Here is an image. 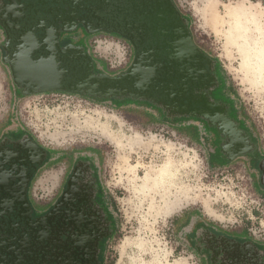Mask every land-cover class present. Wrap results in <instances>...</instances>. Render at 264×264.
I'll return each instance as SVG.
<instances>
[{"label":"rangeland","instance_id":"obj_1","mask_svg":"<svg viewBox=\"0 0 264 264\" xmlns=\"http://www.w3.org/2000/svg\"><path fill=\"white\" fill-rule=\"evenodd\" d=\"M173 1L230 87L242 119L233 112L232 127L243 132L247 147L234 149L213 126L145 104L118 106L111 98L67 91L21 92L3 60L1 28L0 143L19 139L40 151L26 192L35 215L53 207L69 211L81 190L98 196L102 264H264V71L254 74L244 63L250 45L241 36L245 26L256 35L258 19L264 49V0ZM232 5L244 10L240 26ZM81 34L80 45L97 67L112 76L127 70L131 51L124 40ZM184 211L192 221L175 223ZM212 232L223 236L217 241ZM219 247L228 262L217 256ZM11 251L17 263L21 257V264H34L32 248Z\"/></svg>","mask_w":264,"mask_h":264},{"label":"flooded vegetation","instance_id":"obj_2","mask_svg":"<svg viewBox=\"0 0 264 264\" xmlns=\"http://www.w3.org/2000/svg\"><path fill=\"white\" fill-rule=\"evenodd\" d=\"M100 2L92 0L89 5L85 0H0V28L4 35L1 51L16 89L29 92L35 88L22 77L15 79L14 66L20 52L28 51L31 60L50 54L57 63L55 70L61 72L55 80L60 88L51 91L111 98L115 105L126 104L125 107L145 104L165 115L213 126L220 135L217 137L226 142L242 136L243 132L230 128L234 110L229 105L230 96L221 89L216 60L194 40L186 17L173 0ZM70 30L75 31L71 39L67 37ZM83 31L105 32L124 40L131 51L127 70L108 81L98 79L95 63L80 45ZM132 66L146 72L144 87L136 88L133 77L124 78ZM108 87L117 93L104 95ZM21 142L5 139L0 143L2 264H21V257L18 263L11 258V250L21 251L23 247L35 250L34 264H102L104 227L96 207L101 206V200L97 195L91 198L87 189L81 190L69 211L53 207L35 215L26 192L41 155L36 146ZM238 147L239 144L234 149ZM212 233L217 241L223 236ZM220 247L215 253L228 262L227 251Z\"/></svg>","mask_w":264,"mask_h":264},{"label":"water","instance_id":"obj_3","mask_svg":"<svg viewBox=\"0 0 264 264\" xmlns=\"http://www.w3.org/2000/svg\"><path fill=\"white\" fill-rule=\"evenodd\" d=\"M27 54L28 51L24 50L20 52L18 56V61L14 66L13 72L15 79L18 80V77H22L20 79L26 81L28 84L33 83L35 85V88L31 89L32 92H36L38 89L45 90L60 88L59 85L55 83V80L58 79V76L61 72L55 70L57 63H55L54 57L49 54L45 57H39L35 60H31ZM143 70L144 69L138 66H132L128 70L127 74L124 75V78L127 76L133 77L135 79L134 85L136 88L144 87L143 84L146 82L147 74ZM100 78L105 79V81H108L110 79L106 75H102L98 79ZM42 81H46V83H41ZM85 86H87L88 88H94L93 84H86ZM115 87L116 86H113V88ZM114 93H117V91H115L114 89L111 90V88L108 87L106 88V92L104 93V95H114ZM33 146L35 147L34 144ZM262 160L263 164L264 158ZM259 169L262 172V185H264V167H262V165L260 164ZM22 230L26 232V229L23 228Z\"/></svg>","mask_w":264,"mask_h":264},{"label":"bare ground","instance_id":"obj_4","mask_svg":"<svg viewBox=\"0 0 264 264\" xmlns=\"http://www.w3.org/2000/svg\"><path fill=\"white\" fill-rule=\"evenodd\" d=\"M240 10H241L240 5H232L231 7V13L234 15L237 14L236 15L237 20L239 21L237 24L239 26L241 25L240 22H243L240 17V14H242V12L244 11L242 10L240 12ZM248 30H249V26H245L241 34L242 37H245L244 43L246 45H250L249 52L245 53L243 56L244 63H246L247 65L251 67L252 72L254 74L262 75L264 71V49H263L262 40H261L262 31H261L260 21L254 18L253 30L257 31L256 35L253 34V36L250 37ZM246 45H241V48L243 50L246 49L247 48Z\"/></svg>","mask_w":264,"mask_h":264},{"label":"crops","instance_id":"obj_5","mask_svg":"<svg viewBox=\"0 0 264 264\" xmlns=\"http://www.w3.org/2000/svg\"><path fill=\"white\" fill-rule=\"evenodd\" d=\"M89 5H90V3H91V1L92 0H85ZM105 1V0H104ZM103 0H101V2H100V5L104 2ZM99 8H100V6H99ZM82 41L84 42V39L82 38ZM86 49V52H87V54H88V56H90V53H89V51H88V48L86 47L85 48ZM90 58L92 59V61L95 63V60H93V58L90 56ZM95 71H97V76L98 77H101L102 75H106V76H108V77H111L112 75H110V74H108V72L105 70V69H101L100 68V66H98L97 67V65L95 64ZM125 71V70H124ZM220 82H221V89H223V91L225 92L226 91V93H228V95L230 96V98H231V102H232V96H231V89H230V87L228 86V84H227V82L222 78V76L220 75ZM51 90V89H50ZM232 107H233V110H234V113H235V116H236V118H237V120H242L240 117H239V115H238V110H237V108L233 105V102H232ZM245 126V125H244ZM227 127H229V126H227ZM246 127V126H245ZM230 128H233L232 126H230ZM192 129L195 131V133L197 132V125H194L193 127H192ZM246 130H247V132H249L248 130H249V128L248 127H246ZM190 133V132H189ZM190 135V134H189ZM244 144L246 147H247V144H246V142H245V139L242 137V136H239V135H237V136H235V138L233 139V140H229L228 141V144H229V146H231V147H234V146H237V144ZM239 148V147H238ZM238 148H237V150H238ZM264 158V157H263ZM262 158V159H263ZM264 188V187H263ZM196 213L194 214V221L196 220L195 218H196ZM192 219H193V217H192V215H191V213H189V212H187V211H184L183 212V214L182 215H179V217H177V218H175L174 219V222L175 223H179V224H181V223H184V224H187V223H189V221L191 222L192 221Z\"/></svg>","mask_w":264,"mask_h":264}]
</instances>
